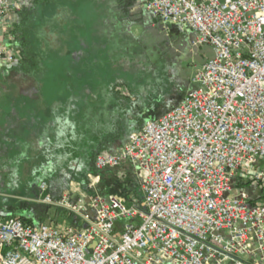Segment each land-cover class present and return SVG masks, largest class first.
I'll return each instance as SVG.
<instances>
[{"label":"built area","instance_id":"obj_1","mask_svg":"<svg viewBox=\"0 0 264 264\" xmlns=\"http://www.w3.org/2000/svg\"><path fill=\"white\" fill-rule=\"evenodd\" d=\"M23 1L0 0V25ZM137 3L212 52L176 107L95 160L98 171L134 167L140 207L119 195L71 202L43 183L42 202L71 223L0 216V264H264V0ZM14 52L0 58L14 64Z\"/></svg>","mask_w":264,"mask_h":264},{"label":"rangeland","instance_id":"obj_2","mask_svg":"<svg viewBox=\"0 0 264 264\" xmlns=\"http://www.w3.org/2000/svg\"><path fill=\"white\" fill-rule=\"evenodd\" d=\"M136 4L134 9H129L119 5L118 0H56L47 8L45 20L34 23V32L30 34L24 50L18 44L20 38L13 36L6 25H0V49L11 48L19 54L11 65L0 58V89L4 92L6 85L11 88L0 96V102L23 99V88L32 87L33 82H43L49 77L42 75L45 68L55 70L61 66H72L73 55L96 53L93 81L102 90L95 93H104L103 90L109 87H123L125 94H132L131 87L133 90L139 88V99L153 111V117L160 118L171 111L194 89L192 81L212 52L209 47L194 45L195 33L190 29L165 27L137 0ZM100 45L104 49L106 47L105 52H99ZM87 48H90L89 52ZM63 51L67 60L61 57ZM79 62L82 66L86 63L83 59ZM13 66L19 69H11ZM93 92L90 91L89 95ZM81 94V108L86 111L87 92L82 91ZM2 159L0 156V177L4 178L0 180V212L6 213L3 218L21 219L38 210V206H50L42 202L40 185L43 183L47 185V193L55 198L67 195L71 202H77L87 201L95 194L105 197L119 195L126 204L131 189L141 184L130 163L98 171L94 162L88 171L64 172L66 190L55 195L47 181L27 182L28 164H8ZM127 164L132 168V176L125 171ZM19 174L23 175L20 179L17 178ZM72 219L71 212L53 205L47 217L40 219L36 216L34 221L40 225L62 226L70 224Z\"/></svg>","mask_w":264,"mask_h":264},{"label":"crops","instance_id":"obj_3","mask_svg":"<svg viewBox=\"0 0 264 264\" xmlns=\"http://www.w3.org/2000/svg\"><path fill=\"white\" fill-rule=\"evenodd\" d=\"M55 2L24 0L22 10L14 13L6 23L8 31L16 36L15 26L21 23L22 15H28L31 22L26 40L28 44L30 34L34 32V23L44 19L47 8ZM91 43L88 40V44ZM93 44L95 48L96 43ZM98 47L100 53L105 52L106 47ZM61 57L67 60L66 52L63 51ZM80 59L86 61L84 66L80 65ZM95 59L96 53L75 54L72 66L41 69L42 75L49 77L43 82H33L32 87L23 88V99L0 102L2 160H7L8 164H28L27 182L47 181L55 195H61L66 190L64 172L88 171L94 166L97 155L103 152L119 153L130 134L139 131L145 122L159 117H153V111L148 110L139 99V88L133 90L131 87L132 94H125L123 87H109L103 90L104 93H95L102 90L93 81ZM49 81L54 83L49 84ZM10 90L6 85L0 96ZM82 91L87 92L86 111L81 108ZM90 91H94L91 96ZM124 167L129 168L125 171L132 176L130 165ZM20 175L18 179L23 177ZM3 179L0 177L1 181ZM5 214L0 212V216Z\"/></svg>","mask_w":264,"mask_h":264},{"label":"trees","instance_id":"obj_4","mask_svg":"<svg viewBox=\"0 0 264 264\" xmlns=\"http://www.w3.org/2000/svg\"><path fill=\"white\" fill-rule=\"evenodd\" d=\"M118 3L121 6H125L129 9H132L136 4V0H127V1L126 0H118ZM28 17H29L28 15L27 16L22 15L21 16V23L19 25L15 26V29H14L15 35L17 36V38H20L19 44L23 50L27 47L26 40L28 38V30L31 27V22H30ZM23 55H26V54H23ZM128 196H129L128 197V203H127L128 207H140L141 201H142L140 184L138 186H136L135 188L131 189V194ZM38 207H39L38 210L30 213L28 216L22 217L21 220L29 226L40 225L34 221V218L36 216L40 217V219H42L43 217H47V215L49 213L50 206H46V207L44 206V208H42L43 206H38ZM63 212H65V211L63 210Z\"/></svg>","mask_w":264,"mask_h":264},{"label":"flooded vegetation","instance_id":"obj_5","mask_svg":"<svg viewBox=\"0 0 264 264\" xmlns=\"http://www.w3.org/2000/svg\"><path fill=\"white\" fill-rule=\"evenodd\" d=\"M18 66H13L11 69L17 68Z\"/></svg>","mask_w":264,"mask_h":264}]
</instances>
